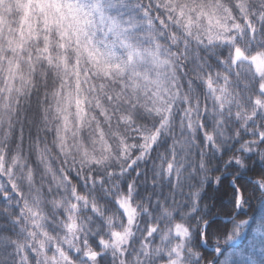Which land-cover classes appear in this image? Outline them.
I'll list each match as a JSON object with an SVG mask.
<instances>
[{
	"label": "trees",
	"instance_id": "1",
	"mask_svg": "<svg viewBox=\"0 0 264 264\" xmlns=\"http://www.w3.org/2000/svg\"><path fill=\"white\" fill-rule=\"evenodd\" d=\"M126 2L139 8L131 13L125 9L126 20L137 19L144 8L151 13L155 27L141 36L145 47L151 38L159 59L167 60L154 73L166 90L175 93L167 119L143 122L153 132L156 126L160 130L144 148L133 151V157L144 155L131 169L125 171L126 164L113 162L112 175L97 170L90 179L79 166L75 171L67 168L60 152L91 147V129L84 128L75 140L70 134L64 136L58 131L61 115L55 95L24 87L20 80L6 82L0 75V245L9 244L0 247V264H192L195 257L187 251L191 238L185 229L194 223L189 217L197 208L209 207L215 208L218 223L210 229L208 247H224L225 234L231 233L228 240L233 245L227 252L246 249L245 229L235 227L244 218L235 214L231 200L233 182H238L248 193L246 199L255 202L248 189H256L261 176L254 172L264 169V144L257 135L264 132V96L255 86L260 75L246 61L234 65L230 49L222 42L209 45L207 40H191L174 15L165 14L164 0ZM223 2L235 5L234 0ZM238 3L255 8L264 0ZM14 8L10 10L16 21L22 9ZM233 12L243 24V7ZM232 23L228 20L227 26ZM256 28L264 30L259 22ZM242 47L241 54L250 59ZM48 86L49 92L57 88L52 79ZM69 91L75 94L66 85L64 92ZM82 99L90 101L89 117L98 112L97 101L83 93ZM153 144L155 148L150 147ZM62 170L74 177L75 193L63 181ZM5 194L7 201L2 199ZM123 199L136 210L131 226L116 206ZM17 217L19 223L13 224ZM225 219L233 223L225 225ZM69 225L74 227L69 230ZM117 235L124 237L115 244ZM253 256L257 264H264L258 248Z\"/></svg>",
	"mask_w": 264,
	"mask_h": 264
},
{
	"label": "snow or ice",
	"instance_id": "2",
	"mask_svg": "<svg viewBox=\"0 0 264 264\" xmlns=\"http://www.w3.org/2000/svg\"><path fill=\"white\" fill-rule=\"evenodd\" d=\"M170 6L172 12L177 13L174 15L176 23L179 25L180 20H183V29L189 34L193 29V12H197L199 16L214 17L222 23L220 5H206L200 0H184L179 9L174 2L170 3ZM139 7L144 8L143 5ZM242 7L248 19L245 21L242 17L243 28L239 29V35L235 34L238 29L234 27L228 36L230 39L216 38L208 41L209 45L222 42L229 48L234 65L243 62L240 59L242 46L247 48L246 55L250 58L264 59V30L256 28V23L259 22L264 29V3L257 4L255 8L232 5L230 10L235 8V12H240ZM125 9L128 13L139 11V8L133 9L126 0H76V2L31 0L27 20L19 31L10 32L8 36L0 33V69H6L8 77L13 82L20 80L24 87L37 78L49 80L53 72L67 75V66L74 65L73 75L68 79L69 87L75 94L73 95L72 91L65 93L63 87L54 88L57 110L61 115L58 131H62L64 136L70 134L75 140L82 136L84 128L88 127L91 129L90 135L99 139L104 129L105 118L101 115V110L105 115L121 111L123 110L121 97L130 96L149 82L158 83L154 73L159 67L167 64V60L159 59V52L154 50L151 38L147 40L148 46L145 47V40L141 36L142 33L152 32L155 27L151 13L144 8V13L137 19L130 16L126 20ZM158 31L159 29H156V32ZM249 63L251 64V59ZM25 65L30 66L29 74L23 71ZM81 77H84L83 81ZM57 80L59 81V76ZM83 83L91 85L87 90L88 96L98 102L99 110L95 117L103 118L99 119V123L94 127L93 116L89 117L90 101L82 99ZM255 86L257 92L264 96V74L255 81ZM17 91L22 92L23 88ZM117 100L120 102L116 103ZM257 135L260 143L264 144V132ZM254 175L264 176V169L254 172ZM237 184L238 182H233L231 203L240 215H244L241 209L245 202L240 197V188ZM255 187L257 191L264 193V185L256 184ZM8 198L7 194L2 197L5 201ZM76 199L80 200L81 197L77 196ZM116 206L121 211H126L128 201H117ZM75 207L76 205H73V208ZM36 215L37 213H33V216ZM12 223L18 224L19 218H13ZM217 223L214 220L212 224L205 225L202 234L203 248L208 247V230ZM222 223L228 225L233 221L225 219ZM72 227L74 225H69V230ZM235 227L245 229L243 236L248 241L246 249L227 252V248L231 247L233 242L228 240L232 234L226 233L225 246L217 244L210 248V251H205V255L213 256L218 264H257L253 256L256 249L258 248L264 255V216L253 218ZM0 247L8 248L9 244L4 243ZM235 247L238 248L239 245ZM90 255L99 259L95 252ZM66 259L71 260L70 257ZM85 259H88V254L85 255Z\"/></svg>",
	"mask_w": 264,
	"mask_h": 264
},
{
	"label": "clouds",
	"instance_id": "3",
	"mask_svg": "<svg viewBox=\"0 0 264 264\" xmlns=\"http://www.w3.org/2000/svg\"><path fill=\"white\" fill-rule=\"evenodd\" d=\"M71 2H76V0H71ZM183 2L184 0H174L177 9H179ZM200 2L205 3L206 5H220V16L223 23L218 22L214 17L209 18L199 16L197 15V12H193L192 32L191 34L185 32V35L191 40L203 43L205 40L208 42L210 39L216 38L230 39L226 34L231 28L235 27L238 30L243 28V24H240L234 18L233 10H230V6L232 5L223 2V0H200ZM234 3L236 7L240 6L238 0H234ZM162 7L165 8L166 15L168 12H172L169 0H164ZM172 14L177 15L176 12H172ZM177 18L179 19V17ZM243 18L246 21L248 16L244 15ZM228 20L233 21L230 27L227 26ZM183 25L184 21L180 20L178 26L183 29ZM53 54L55 55V53ZM29 67L30 66L28 65L24 66L23 71L25 74H29ZM81 67H83V64ZM73 72L74 65H68L67 75L53 72L50 79H52L53 84H55L57 88H64L66 85H69L70 81L68 77L73 75ZM0 75L7 78L6 82L11 81L6 69H0ZM58 76L59 81L57 80ZM80 79L83 81L84 77H81ZM28 85L31 86V88H34L37 92H40L43 89L45 94L54 95V89L49 92L48 80L43 78H37ZM90 86L91 85L87 83L82 84L81 91L83 95L88 96L87 90ZM120 100L123 101V110L111 113L110 115H105V112L101 110V115L105 117L104 124H107L108 127L102 130V135L99 139L90 135L92 141L91 147H86L84 150H80L78 147H73L67 151L61 150L60 155L66 161L67 168L75 171L77 166H79L80 170L87 171L90 179H94L92 174L97 172V170L112 175L113 162L121 167L126 164L127 168L125 171L131 169L132 166L136 164L137 160L144 155L143 152H140L138 156L133 157V151L137 148H144L149 139H153V137L156 138V134L160 130L159 126H156L155 132H153L144 127L143 122L146 120H152L155 124L158 118L167 119L165 114L170 110L171 104L175 100V93H172L170 89L165 90L158 80V83L149 82L133 92L130 96L126 98L121 97ZM120 100H117L116 103H119ZM97 103L95 105L96 109ZM92 123H99V119L95 117L94 113ZM137 141H139V143H137ZM74 143H78V141H74ZM97 145H99V147H97ZM150 147L155 148V145H150ZM262 168H264V164H262ZM61 174L63 176V181L68 185H71L72 191L75 193L77 184L74 182V177L67 174L64 170H62ZM256 184H264V176H261L256 181ZM248 192L255 195V202L246 199L248 193L243 188H240V197L242 201L245 202L241 209L244 215H240V212L234 209L237 216H242L244 218V222L264 216V193L256 191V189L251 186L249 187ZM81 199H83V197H81ZM131 211L135 212L136 210L132 208ZM214 213V207H209L205 210L197 208L189 217L190 222L194 223H191L190 227L185 229V232L191 238V245L188 247L187 251L190 256L195 257V259L192 260V264H197V262L198 264H218L211 255H205V251H210V248L202 247L204 241L202 234L205 231V225L212 224L216 218ZM201 228L203 231H200ZM153 230L154 229L150 228V232ZM208 233L207 239L211 235L210 229L208 230Z\"/></svg>",
	"mask_w": 264,
	"mask_h": 264
},
{
	"label": "rangeland",
	"instance_id": "4",
	"mask_svg": "<svg viewBox=\"0 0 264 264\" xmlns=\"http://www.w3.org/2000/svg\"><path fill=\"white\" fill-rule=\"evenodd\" d=\"M31 0H0V33L5 30L4 36H8L11 33L18 32L22 25L25 24L28 17V6ZM174 0H169V3H173ZM14 7L21 8L20 13L15 17L18 20L14 21V16L11 13L10 9H15ZM3 34V33H2ZM242 61H246L249 63L251 59V66L254 69L257 75L264 74V59H246L242 54L240 56ZM166 90V87L162 85ZM124 200V199H123ZM122 201V200H121ZM131 206L128 202L127 210L122 211L126 216L128 226H131L134 219V212L131 211ZM124 235H117L115 237L114 243L118 244L122 241Z\"/></svg>",
	"mask_w": 264,
	"mask_h": 264
}]
</instances>
